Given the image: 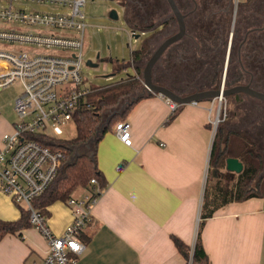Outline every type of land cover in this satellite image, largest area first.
<instances>
[{
    "label": "crops",
    "instance_id": "crops-1",
    "mask_svg": "<svg viewBox=\"0 0 264 264\" xmlns=\"http://www.w3.org/2000/svg\"><path fill=\"white\" fill-rule=\"evenodd\" d=\"M125 65H131L135 74L131 57ZM175 89L179 94L195 90ZM147 94L117 119L129 123L130 145L115 135L116 121L96 143L104 186L81 235L85 248L74 264L186 262L172 236L192 247L198 234L213 138L210 99L181 104L171 113L164 96ZM18 119L17 115L16 120H7L0 106V146L2 135ZM221 125L225 131H240L249 138L247 128H236L227 119ZM238 173L225 167L208 175L214 200L209 207L217 205L200 227L208 264H264V189L260 197L220 203L236 189ZM231 176L235 180L229 184L226 181ZM47 209L48 227L53 234H62L71 220L69 206L57 200ZM18 216L17 205L0 191V219ZM47 249V241L35 226L7 233L0 239V264H39Z\"/></svg>",
    "mask_w": 264,
    "mask_h": 264
},
{
    "label": "built area",
    "instance_id": "built-area-1",
    "mask_svg": "<svg viewBox=\"0 0 264 264\" xmlns=\"http://www.w3.org/2000/svg\"><path fill=\"white\" fill-rule=\"evenodd\" d=\"M86 1L0 0V90L14 81L22 85L13 101L19 119L1 138L0 191L29 211L30 223L47 241V252L39 264L75 263L85 248L83 229L101 193L96 179L91 178L88 188L66 200L71 220L60 235L51 232L46 216L32 205L55 178L65 158L61 148L53 149L41 138H61L64 126L73 122L74 111L91 90L82 76ZM31 3L58 5L64 10L28 8ZM134 32L132 29L129 35ZM165 101L171 113L181 105L166 97ZM209 101L213 136L226 119V100L219 95ZM113 129L124 144H131L126 120L115 122ZM191 256L192 248L186 264H191Z\"/></svg>",
    "mask_w": 264,
    "mask_h": 264
},
{
    "label": "trees",
    "instance_id": "trees-1",
    "mask_svg": "<svg viewBox=\"0 0 264 264\" xmlns=\"http://www.w3.org/2000/svg\"><path fill=\"white\" fill-rule=\"evenodd\" d=\"M126 20L131 27H139L136 21L132 18L130 19L127 15ZM226 27L225 30H228V24ZM145 49L146 47L141 45L138 49L132 50L130 52L132 60H141ZM139 73L141 75L142 71L139 68H135V74H129L119 81L91 86V90L85 95L81 105L73 113L75 135L71 139L59 138L53 140L41 138L51 148H61L65 152L64 161L55 178L43 193L32 200L33 207L38 209L46 218L49 215L47 207L51 203L57 200L66 202L77 189L88 188L91 178H95L100 187L104 186V177L96 162V143L102 134L110 128L112 123L117 122V119L122 117L141 97L149 95L147 93L133 95L136 89L139 90V85L141 86L140 77L137 75ZM123 99L129 100L117 110ZM107 111L110 112V115L104 123V114ZM231 113L233 112H226V117L230 118ZM172 117L171 115L170 118ZM252 144L253 142L240 131H225L221 124L216 128L209 152L207 183L202 197L198 234L192 247L172 236L175 247L184 255L185 260L189 256L190 248H192L191 264H208L207 255L200 239V227L202 219L210 216L217 206L212 205L209 207L214 200L209 194L208 175L212 176L224 169L226 159L235 157L243 166L238 173L236 189L234 192H230L229 197L227 195L224 196L220 203L262 196L264 171L261 170L262 161L259 153L254 152L250 148ZM14 204L19 208V216L13 220L0 219V239L7 233H20L22 229L33 226L29 220V211L20 204Z\"/></svg>",
    "mask_w": 264,
    "mask_h": 264
},
{
    "label": "flooded vegetation",
    "instance_id": "flooded-vegetation-1",
    "mask_svg": "<svg viewBox=\"0 0 264 264\" xmlns=\"http://www.w3.org/2000/svg\"><path fill=\"white\" fill-rule=\"evenodd\" d=\"M129 1H123L125 15L131 10H129ZM164 1L166 7L159 13L156 23L150 22L153 19L150 10L134 9L133 18L141 28V34L146 32L143 24L148 26L149 35L142 45L146 47L149 44L150 47L152 40L159 38L156 46L149 49L150 54L165 39L178 31L174 13L167 0ZM174 1L184 15L185 33L169 43L155 62L161 67L158 71L159 75L162 78L168 76L170 79L172 77L178 79L176 81L186 80L190 76L175 78L178 70L171 73L172 67L183 66L193 72L191 81H183L185 85H191V89H213L222 86L228 91L234 86L249 85L255 90L264 92V0ZM236 15L237 20L232 24V19ZM227 24L228 30H225ZM189 27H192V31ZM201 31H212L215 35L203 36ZM155 75L153 69L154 82L165 85L175 92L178 91L171 84L158 81ZM225 98H231L238 103L248 100V103L256 102L264 105V101L246 92L230 93Z\"/></svg>",
    "mask_w": 264,
    "mask_h": 264
},
{
    "label": "rangeland",
    "instance_id": "rangeland-1",
    "mask_svg": "<svg viewBox=\"0 0 264 264\" xmlns=\"http://www.w3.org/2000/svg\"><path fill=\"white\" fill-rule=\"evenodd\" d=\"M123 1L124 0H87L84 4L83 10L85 12L87 27L85 29L83 46L82 76L84 83L89 86L105 85L119 81L127 75L134 73L132 66L125 64L130 61V52L138 49L149 35L147 32L148 26L143 24V27L146 30L143 34H141V30H139L141 28L137 27V29L135 27L137 31L135 30L134 33L129 35L130 31H132V27L127 22L126 15L135 21V18H133L134 9L141 11H143V9H148L153 18L150 22L155 21L156 23L159 19V13L166 7L164 0H130L129 10H131L125 15ZM27 6L28 8L41 11L58 12L64 10L62 6L43 3H31ZM111 10L116 12V18H111L109 16ZM236 20L237 15L232 19L231 23L235 24ZM189 30L192 31V27H189ZM201 33L203 36L215 35V32L212 31H201ZM136 34L139 35L137 38L135 37ZM158 40L159 38H154L152 43H150V47H148L149 44H147V49L141 60L133 61L135 68H139L142 71L143 65L150 54L149 49L152 46L155 47ZM57 53H62V51L58 50ZM88 60L96 65L92 66L87 64ZM160 68L158 62L154 64L153 69L158 81L160 80L164 83H169L173 87H178L181 90L186 88L191 89V85H185L183 81L192 80L190 79L193 75L192 70H187V68H184L183 66L172 67L171 73L178 70L176 74H182H175V78L179 76L186 77V75L190 76L186 80L181 79L176 81L178 79H173V77L171 79L168 76V78L166 76L165 78H162L158 72L160 71ZM137 75L140 77L141 86L139 85L140 91L136 89L133 95L137 93L145 94L147 91L143 87L142 74L140 75L139 73ZM21 91L22 85L19 81H14L0 90V106H2L3 115L7 120L17 119V114L13 110V101ZM133 95L132 97H134ZM128 100L129 99H123L117 110L123 107ZM225 100L226 112H233L230 114V118L228 116L226 117L227 122H233V126L236 128L242 126L249 130L248 139L253 142L250 148H252L254 152L259 153L262 161L261 170L264 171V105L262 103L256 104V102L248 103V100H244L241 103H238L231 98H225ZM109 115V111L104 114V123ZM234 115L236 116L234 117ZM223 122H225V120L220 124H223ZM74 135L75 127L73 122H70L64 126L60 137L63 139H71ZM234 180L235 179L231 176L227 178L226 182L229 183Z\"/></svg>",
    "mask_w": 264,
    "mask_h": 264
},
{
    "label": "water",
    "instance_id": "water-1",
    "mask_svg": "<svg viewBox=\"0 0 264 264\" xmlns=\"http://www.w3.org/2000/svg\"><path fill=\"white\" fill-rule=\"evenodd\" d=\"M169 3V6L174 13L175 19L178 23V31L165 39L160 45H158L154 51L149 55V57L146 59L143 68H142V82H143V87L146 89L147 92H153L157 94H161L162 96L169 98L173 101H176L180 104H188L191 102H197V101H202V100H207V99H212L214 97H218L219 95L226 96L230 93H235L237 94L238 92H246L250 96L260 99L264 101V92L255 90L251 88L249 85H238L234 86L231 88V90H224L222 86L219 88H211V89H201V90H195L193 92H190L188 94H179L172 89L168 88L165 85L156 83L152 79V70L155 62L161 55L162 51L165 49V47L179 39L180 37L183 36L185 33V22H184V15L179 11L177 8L175 1L174 0H167ZM109 16L111 18H116L117 14L114 10H111L109 13ZM139 35H135L137 38ZM87 64H90L92 66H95V63H92L90 60L87 61ZM237 99V95H236ZM226 169L229 171H234V172H240L242 169V163L235 157H228L226 159Z\"/></svg>",
    "mask_w": 264,
    "mask_h": 264
}]
</instances>
